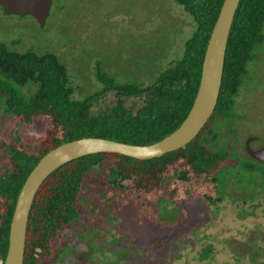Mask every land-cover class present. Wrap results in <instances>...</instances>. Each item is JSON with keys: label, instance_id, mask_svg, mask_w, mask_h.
<instances>
[{"label": "rangeland", "instance_id": "1", "mask_svg": "<svg viewBox=\"0 0 264 264\" xmlns=\"http://www.w3.org/2000/svg\"><path fill=\"white\" fill-rule=\"evenodd\" d=\"M195 27L177 0H52L43 26L29 14L1 13L0 42L18 51L56 54L67 69L72 96L81 99L105 87L96 78L97 66L119 83L151 84L180 58ZM19 89L28 95L31 86ZM113 93H104L93 111L104 110ZM234 100L205 136L211 145L233 144L219 169L230 173L227 197L207 203L186 196L177 204L170 195L161 203L141 195L122 204L124 197L109 186L107 164H98L77 198L80 216L61 231L45 264H264V164L243 167L249 160L247 137L256 138L252 148L264 141V42ZM46 125L45 118L17 124L1 107L0 166L8 145L33 149ZM205 247L211 250L203 257Z\"/></svg>", "mask_w": 264, "mask_h": 264}, {"label": "trees", "instance_id": "2", "mask_svg": "<svg viewBox=\"0 0 264 264\" xmlns=\"http://www.w3.org/2000/svg\"><path fill=\"white\" fill-rule=\"evenodd\" d=\"M196 27L184 43L180 58L157 73L149 85L119 83L96 68L105 87L77 99L65 65L53 52L33 48L18 51L0 42V108L17 124L30 126L47 119L42 140L33 149L10 144L0 166V260L9 241L12 214L19 191L31 169L47 151L76 138L100 136L130 143H152L170 133L187 115L196 94L206 45L224 0H177ZM264 42V0H239L228 34L220 92L215 109L198 134L183 146L161 156L139 159L117 152H96L71 159L54 169L40 184L30 208L23 264H45L61 231L80 216L77 198L88 171L107 164L109 186L124 197L122 204L143 195L158 203H179L195 196L207 203L227 197L228 172L219 169L234 152L232 142L211 145L215 120L230 111L234 96ZM29 84L28 95L20 92ZM114 91L113 99L94 112L99 98ZM100 107V106H98ZM249 170L254 164H243ZM113 193V192H112ZM164 198H167L166 200ZM164 199V200H162ZM211 248L202 250L203 257Z\"/></svg>", "mask_w": 264, "mask_h": 264}, {"label": "water", "instance_id": "3", "mask_svg": "<svg viewBox=\"0 0 264 264\" xmlns=\"http://www.w3.org/2000/svg\"><path fill=\"white\" fill-rule=\"evenodd\" d=\"M52 0H0L6 13L31 14L43 26ZM239 0H224L212 27L204 52L199 85L192 105L180 124L152 143L138 144L116 139L86 136L61 143L47 151L26 177L17 196L9 230L6 256L2 264H23L26 229L32 201L42 181L63 163L91 153L117 152L139 159L161 156L192 140L213 113L220 92L228 34ZM254 136L247 137L246 151L264 161V141L252 148Z\"/></svg>", "mask_w": 264, "mask_h": 264}, {"label": "flooded vegetation", "instance_id": "4", "mask_svg": "<svg viewBox=\"0 0 264 264\" xmlns=\"http://www.w3.org/2000/svg\"><path fill=\"white\" fill-rule=\"evenodd\" d=\"M52 3V2H51ZM4 14V15H17V16H21V15H18V14H16V13H6L4 10H3V7L0 5V14ZM29 15H31V14H29ZM33 18H34V20H36L37 21V19L33 16V15H31ZM37 23H38V21H37ZM39 24V23H38ZM41 26V25H40ZM19 29H20V27H19ZM15 33H17V32H15ZM15 33H12L11 35H12V37H13V35L15 34ZM18 34H19V32H18ZM11 37V38H12ZM13 41H15V39H12ZM8 45V44H7ZM9 47H10V45H8ZM256 148H259V147H256ZM248 153V152H247ZM248 155H249V160H247V164H264V161H260V160H257V159H255V158H253L249 153H248ZM249 178V177H248ZM247 199H244L243 201H246V200H248V201H250L251 200V198H253V197H246ZM250 203H248V205H249ZM249 209V208H248ZM248 211H250V210H248Z\"/></svg>", "mask_w": 264, "mask_h": 264}]
</instances>
